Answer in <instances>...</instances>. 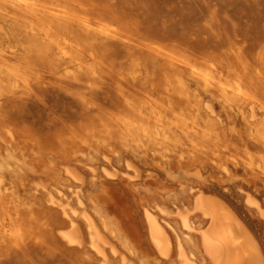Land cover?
Instances as JSON below:
<instances>
[{
	"label": "bare ground",
	"instance_id": "1",
	"mask_svg": "<svg viewBox=\"0 0 264 264\" xmlns=\"http://www.w3.org/2000/svg\"><path fill=\"white\" fill-rule=\"evenodd\" d=\"M80 6L85 10L94 8L82 2ZM75 16L73 8L66 5L49 14L42 0H0V97L6 88L12 92L17 87L27 89L31 86L37 76L35 57L37 63L43 61L51 70L64 69L69 77L79 82L86 73L96 74L95 64L87 63L84 55L90 51V45L96 37L97 40L108 38L112 32L106 28H96L85 16L80 27L87 37L85 40L78 39L70 30ZM13 39L17 42L12 43ZM89 53L90 58L97 59L93 51ZM228 55V59L222 60L207 58L202 62L184 61L185 64L175 67L177 72L174 75L165 76L162 97L157 95L159 88L156 86L143 96L141 102L127 99L122 104L123 111L120 109L122 105L119 106L120 110L117 109L120 113H112L114 115L106 120L100 119L98 126L90 124L81 133L72 131L67 138L60 137L63 156H54L56 163L48 162L58 173L53 172L51 175L46 172V177L42 175L43 178H39L35 187H32L36 193L47 197L45 200L50 204L48 207L60 213H57L62 218L60 222L39 218L32 212L25 213L26 209L18 206L14 199L7 198L12 188L7 184L3 169L18 156L8 147L4 149L7 151L1 147L0 246L10 245L23 249L29 241L47 245L42 234L47 231L65 244L68 250L79 251V254L84 250L91 251V254L93 252L102 264H264L261 238L225 196L203 186L182 183V173V178L178 177L180 180L177 177L178 180L175 179L179 183L177 188L168 184L169 179L166 178L187 168V159L208 153L215 156L214 167L223 176H232V166L222 162L223 155L218 149L220 127L216 128L210 122L220 117L216 111L218 103L228 117L241 118L249 130L252 144L263 149L258 160L253 154L243 160L242 167L254 178L264 181V103L258 101L260 96L264 97V56H261L260 64L254 66L243 57L240 50H230ZM77 119H74L75 123L80 120ZM5 123L9 124L8 121ZM8 133L10 140L3 142L11 144L18 134L14 136L12 129ZM76 141L86 146L87 151L94 153L96 158H81L79 154L73 156L77 152L72 154L65 146ZM114 141L120 145V150H116L119 147L116 148V143L113 145ZM34 155L41 162L43 151L38 150ZM58 157L60 161H56ZM201 163L198 167L208 164ZM30 170L33 168L30 167ZM200 170L189 178L194 180L197 177L199 180L202 177L205 180ZM190 173L191 169H187L183 174L189 176ZM252 189L254 187L251 184ZM254 190L258 193L257 189ZM243 191L242 195L245 193L247 197L246 203L264 218V207L258 202L259 199L256 200L250 190ZM38 204L34 209L41 208ZM48 241L57 246L53 243L55 241ZM53 246L51 248L54 250L58 247Z\"/></svg>",
	"mask_w": 264,
	"mask_h": 264
},
{
	"label": "rangeland",
	"instance_id": "2",
	"mask_svg": "<svg viewBox=\"0 0 264 264\" xmlns=\"http://www.w3.org/2000/svg\"><path fill=\"white\" fill-rule=\"evenodd\" d=\"M42 2L49 14L57 12L64 5L73 8L76 16L70 30L78 39L85 40L87 37L86 34L82 33L80 27L81 21H84L85 16L92 21V24L96 28H106L111 30L110 33L112 32L108 38H99L97 40L98 37H96L94 43L90 45L89 50L96 54L97 59L90 58V51L84 55L87 63L95 64L96 74L86 73L81 76L83 80L79 82L74 77H69L64 69L51 70L43 61H39L41 62L39 65V62L37 63L38 60L34 56L37 76L33 79L31 86L27 89L26 87H17L12 92H9L10 90L6 88L0 97V118L9 122V124H6V121H1L0 119V140L2 142L0 143V148L2 147L4 150L8 147V149L18 156V158L16 157V159L11 160V163L3 169L5 178L7 177V184L12 188L9 192L10 196L7 198L14 199L18 206L24 210L26 209L25 213L32 212L33 214L35 213L34 215H38L39 218L47 220L60 222L62 218L59 216L60 213L58 211L48 207L50 204L46 201L47 197L36 193L32 187H35L39 178H43L42 175L46 177V172H49L51 175H53V172L54 174L55 172L58 173L56 168L50 167V164L52 163L51 161H54V156H63V144L59 140L60 137L67 138L72 131L81 133L84 127L90 124L98 126L100 119L106 120V118L123 111L122 108H124L123 105L127 99L132 98L131 100L141 102L144 100L143 96L147 92H150V89L152 91L156 86L159 88L156 92L157 95L162 97L163 93L161 89L165 82V76L174 75L177 72L175 71V67L185 64L184 61L202 62L207 58L228 59L230 50H240L243 57L247 58L254 66H257L260 64L261 56H264V0H42ZM81 2L88 7L94 6V8H86L87 10H85L80 6ZM1 41L6 42L5 39ZM16 42L15 39L12 40V43ZM132 83L136 84V86L132 85ZM70 86L72 87L70 88ZM258 101L259 103H264V97L260 96ZM116 102H118V106H116ZM119 106H121V111L118 112ZM218 106L219 104L216 103V108H220L219 110L216 109L217 113H220V117L210 122L216 128L220 127L221 138L218 141V149L220 150V154L223 155L222 162L229 163V167L232 166L230 168L232 176H223L217 167H214L213 159H215V156L213 153H208L205 156L203 155L204 158H202L203 156H196L194 157L195 159H187L186 163H188V167L185 166L187 168L182 169L173 177L168 176L166 178L169 179L168 184H171L173 188L179 186L177 180L183 177L185 180L181 179L182 183L187 182L197 187L203 186L219 192V194L221 193L225 196L226 200L228 199L227 201L230 204L237 208V211L246 222L250 223L249 225H251L252 229L254 228L253 231L256 234L258 233L257 235L261 238L260 240L264 246V222H262L264 218L257 215L255 209L253 208L252 210V207L246 203L247 197L244 196L245 193L242 195L243 190H250L252 195L255 194L254 198L256 200L259 199L258 202L264 207V181L254 178L253 175L248 174L242 167L243 160L248 159L253 154H255L253 157L258 160L263 154V149L252 144L249 130L241 118L230 116L229 118L228 114L224 113V109ZM108 107L109 109H107ZM114 108L116 113L114 112ZM105 109L107 110L105 111ZM90 111H93L91 115ZM81 114L84 115L83 117H90L86 119L81 117ZM222 116L224 120H222ZM5 117L11 119L7 120ZM77 117L76 121L80 119L79 122H76L78 124L74 122V119ZM13 119H16L15 121L18 120L19 124L18 122H13ZM204 119L207 122L209 121L207 117H204ZM234 120H237L236 123L238 124L234 123ZM67 122H70V124ZM74 127L75 129H73ZM9 129L15 132L14 136H17V134L18 136L13 143L6 144L3 140H10ZM114 143L116 142L114 141L113 145ZM248 144L250 150H248ZM115 145L116 148L119 147L116 150H120V145L118 143ZM83 146L79 141H76L75 143L67 144L65 147H68L70 149L69 152L72 154L77 152L73 156L81 155L79 156L81 158H94L95 154L89 150L87 151V147ZM38 150L43 151L41 162L37 161L36 155H34ZM29 152L30 154H28ZM28 155H30L31 159ZM22 160L26 161L23 162ZM60 160V157H58L56 161ZM204 162L208 164L206 163L207 165L204 166ZM236 162L238 165H236ZM200 163L204 164L200 167L202 170L201 174L205 177V180L204 178L201 179L202 177L199 178L200 181L197 177H194V180L190 179L189 177L200 170V167H198ZM209 163L211 164L210 167H208ZM30 167L34 171L30 170ZM187 169L189 171L191 169L189 176L183 174ZM23 171L28 173H24ZM25 174H29L28 177ZM14 175L15 177H13ZM179 176L181 178H178ZM254 179L258 181L255 182ZM29 180L33 183H30ZM245 181H247V184L251 183L254 189L258 190L259 194L256 190H251V184L247 185ZM243 183H245V189ZM230 185L233 190H231ZM18 189L20 190L19 192ZM238 192L240 193L238 194ZM42 197L44 200L46 199L45 202L43 199L41 200ZM35 201L36 203H34ZM36 204L41 206V208L39 207L40 211L36 209L38 207ZM246 204L247 206H245ZM34 207L36 208L34 209ZM33 209L34 212L32 211ZM36 211L38 212L36 213ZM259 227L261 228L259 229ZM42 234L47 241V245L37 243L36 241H29L27 247L23 249H17L10 245L0 246V264H102L97 257L95 258L96 255L93 252L91 254V251L84 250L80 251L82 253L79 254V251L68 250L65 244L58 238L50 235L47 231H43ZM260 234L263 236L260 237ZM47 238L51 240L50 242L55 241L53 243L58 247L53 246L52 243L50 244ZM51 246L57 247V249L55 248L54 250ZM91 257L95 258L96 262H98L96 263L95 259Z\"/></svg>",
	"mask_w": 264,
	"mask_h": 264
}]
</instances>
